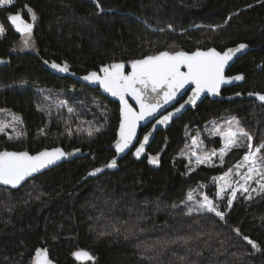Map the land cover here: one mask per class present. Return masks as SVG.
<instances>
[{
	"label": "trees",
	"instance_id": "16d2710c",
	"mask_svg": "<svg viewBox=\"0 0 264 264\" xmlns=\"http://www.w3.org/2000/svg\"><path fill=\"white\" fill-rule=\"evenodd\" d=\"M29 9L36 20L31 46L24 47L7 16L19 12L30 20ZM0 25V56L10 59L0 67V109L17 115L24 132L1 135L0 151L79 150L20 188L0 186V264H33L37 249H46L54 264H264V191L241 194L231 208L221 200L223 220L189 214L182 203L247 151L232 148L222 166L192 168L185 154L189 128L192 135L212 119L231 116L255 145L264 143V105L247 98L264 93V0H14L0 7ZM238 43L252 49L227 74H244L243 83L159 131L140 162L129 154L118 170L86 178L114 156L120 106L44 62H67L70 72L86 74L161 51H223ZM89 128L99 131L89 135ZM205 140L221 145L219 137ZM152 156L158 166L149 162ZM81 249L94 260H75Z\"/></svg>",
	"mask_w": 264,
	"mask_h": 264
},
{
	"label": "snow or ice",
	"instance_id": "6c2138e0",
	"mask_svg": "<svg viewBox=\"0 0 264 264\" xmlns=\"http://www.w3.org/2000/svg\"><path fill=\"white\" fill-rule=\"evenodd\" d=\"M13 3L14 0H0V7L9 6ZM25 7L27 8V5ZM29 12L32 21H35V12L30 9ZM7 18L11 21V24L16 30L23 34L24 47H30L29 40L31 38L33 23L25 21L19 12L16 14H9ZM4 31L3 26L0 25V36L4 34ZM246 47L247 45L240 44L236 48H227L223 52L217 51L215 48H209L206 51L197 49L192 52L183 50L173 52L161 51L155 55H147L141 59L132 60L130 62L131 71L128 73L124 71L125 62H119L104 66L102 68V76L96 72L89 73L85 76V80L99 82V84H101L106 91L111 93L112 96L118 97L122 104V119L119 126V136L115 141V151L117 153H123L128 149L136 136L138 123L141 120L154 116L165 105L175 100L177 94L181 89H184L186 85H195L192 89L191 96L185 101V103L194 105L205 91L218 94L221 85L230 83L232 80L243 79L242 75L225 77L224 70L229 61ZM51 67L60 72H69L67 62L63 65L53 62ZM129 94L139 105L138 112L128 103L126 97ZM250 95H255L259 101L264 102V94L255 93ZM61 106H63V104H61ZM183 107L184 105H181L180 108H177L175 111L179 112ZM5 111L4 109H0V113ZM68 111L71 113L73 109L68 108ZM10 115L13 121L19 119L15 114L10 113ZM173 115L174 113L170 112L168 115L162 116L157 123L166 124ZM225 124L227 125L226 130H221L219 126L214 130L218 135L222 136L224 140V148L220 151L221 162H223V155L226 154L227 151L232 150V148L247 147L248 149V153L243 157L244 164L247 165V172L241 177L244 183L240 184L239 181L235 182L238 187L233 188L231 198L227 201L228 207L231 208L237 191L242 189L243 192H248L249 188L246 185L249 181L255 179L256 175H260L261 179H264V171L261 170L264 168V157H259L260 164H257L258 154L264 149V143L253 148L251 135L239 126L238 120L234 122L226 121ZM9 127H13V125L0 120V133L5 132ZM93 131H99V129L89 128V135H92ZM19 135L20 134L17 133V136ZM149 135H145L143 142L136 148L134 152L136 157H140L144 152ZM245 141H247V144L244 143ZM197 143L198 138H192V144L196 145ZM76 151L79 150L77 149ZM65 155L71 154L65 153L60 148H53L51 150L45 149L35 155H31L27 151H0V183L16 187L26 178L32 176V174L54 164ZM216 155L217 153L215 151L210 155L208 153L202 156L196 155V164L210 163L211 157ZM150 162L153 164L159 163L157 157H151ZM115 166L116 159L113 158L103 167L95 168L89 175H95L96 173L102 172L104 168ZM242 166L243 165H237V168ZM231 175V170L225 174L226 177H230ZM220 179L224 180L225 177H220ZM260 188L261 191H264V184H260ZM224 190L225 189L222 187L221 192H224ZM201 195L203 199H197L193 191L187 193V198L185 201H182V203L187 204L189 201L193 202L192 206L189 207V214L193 211L214 213L223 220L225 213L219 211L213 200L209 199L207 195L203 193H201ZM234 231L240 235L239 229H234ZM243 239L254 248L258 247L249 237L243 236ZM74 255L81 261L94 260V257L85 250H79L75 252ZM33 264H50L47 259L46 249L36 250Z\"/></svg>",
	"mask_w": 264,
	"mask_h": 264
},
{
	"label": "water",
	"instance_id": "95a60500",
	"mask_svg": "<svg viewBox=\"0 0 264 264\" xmlns=\"http://www.w3.org/2000/svg\"><path fill=\"white\" fill-rule=\"evenodd\" d=\"M13 14H16V13H13ZM21 14V13H20ZM22 15V14H21ZM23 17V15H22ZM23 19L29 23H33V28L35 26V21H32V19L30 20H27L23 17ZM9 20V19H8ZM10 24H11V21L9 20ZM12 28L14 29V31L20 35L22 38L23 37V34L20 33L19 31L16 30V28L11 24ZM32 32H33V29H32ZM32 34V33H31ZM240 44H245L247 45V47L245 49H243L241 52L237 53L233 59L231 61H229L228 65L225 66V70H224V75L225 77H235L237 75H242L243 76V79L241 80H232L230 83H226V84H223L221 85L220 87V90H219V93L218 94H213L211 92H207L205 91L204 93L201 94L200 98L196 101V103L193 105L191 103H185V101L188 100L189 96H191L192 94V89L195 87L194 84H189V85H186L184 89H181V91L177 94V97L175 100L171 101L169 104L165 105L158 113H156L154 116L152 117H148L144 120H141L139 123H138V126H137V129H136V136L132 142V144L129 146L128 149H126L123 153H117L115 151V141L117 140L118 136H119V126H120V122H121V119H122V114H121V108H122V104L119 100L118 97H115V96H112L111 93H109L108 91H106L103 86L101 84H99V82H96V81H89V80H85L84 77L87 76L89 73H92V72H96L97 74L99 75H103V72H102V68L104 66H108V65H111V64H108V65H103V66H100L99 69H96V70H92L86 74H75L74 72H60L56 69H53L51 67V65H49L47 62H44L46 68H48V70L50 71H53V72H57L59 74H66V75H69V76H72L74 79H76L78 82H81L93 89H98L101 94L109 99H111L112 101L114 102H117L120 106V121H119V126H118V130H117V136H116V139L114 140V142L111 144L110 148L113 150L114 152V156L107 162L109 163L113 158L116 159V166L115 167H111V168H104L102 172H99V173H96L95 175H89L90 172H92L95 168H101L103 167L104 165H106L107 163L103 164V165H100V166H97V167H94L92 168L91 170L88 171L87 175H86V178L89 179V178H98L104 174H106L107 172H113V171H116L118 170L119 168V163L121 162V160H123L127 155H131L132 159L134 161H137V162H140L143 158H145L149 153V149L150 147L152 146V144L154 143L156 137H157V134L159 131L161 130H164L168 127L171 126V124L179 119L180 117H182L189 109L191 108H195L197 106H199L204 100H206L207 98H210V99H217V98H220L221 97V93L224 89L226 88H229V87H233V86H236L238 84H241L243 83L244 81V74L242 73H237V74H232V75H229L227 74L228 71L231 69V67L241 58L243 57L245 54H247L248 52L251 51L252 47L251 45L247 44V43H238L236 45H233L231 47H228V48H236L238 47ZM212 48H215V47H212ZM209 49V48H208ZM217 51H220V52H223L217 48H215ZM200 50H203V51H206L207 49H200ZM226 50V49H225ZM121 62V61H119ZM119 62H113V63H119ZM10 64V59L9 58H4V57H1L0 56V67H4V66H7ZM182 70H185V69H182ZM125 73H128L131 71V64L130 63H125V69H124ZM255 93H260V94H264L262 92H250L247 94V98L249 99H254L257 101L258 104H261V105H264V102H261L259 101L255 95H250V94H255ZM126 99L128 100V103L132 106L133 109H135L137 112L139 111V105L137 104V102L134 100V98L129 94ZM181 105H184L183 108H181V110L179 112H176L175 110L177 108H180ZM174 113V115L171 117V119L166 123V124H158L157 121L159 119L162 118V116H166L168 115V113ZM148 127V129L143 132V128H146ZM150 134V135H149ZM145 135H149V139H148V142L145 144V149H144V152L141 154L140 157H136L134 155V152L136 150L137 147H139V144L141 142H143V138ZM53 148H60L62 149L65 153H68L63 147H52V148H47L48 150H51ZM45 150V149H43ZM41 150V151H43ZM5 151V150H3ZM6 151H9V152H23V151H15V150H6ZM39 151V152H41ZM28 153H30L31 155H35L36 153H31L29 151H27ZM154 157V156H152ZM70 156L69 155H65L64 157H62L60 160L56 161L54 164L52 165H49L48 167L44 168V169H41L39 172L37 173H34L32 174V176L26 178L24 181L21 182L20 185L16 186V187H12L10 185H4L2 183H0V186L2 187H6V188H11V189H17V188H20L23 184H25L28 180L52 169V168H55L59 165H61L63 162H66L67 160H69ZM151 158V157H150ZM150 158H149V162H150ZM151 163V162H150ZM152 165L154 166H158V164H153L151 163ZM83 250V249H81ZM79 251V250H77ZM76 251V252H77ZM87 251V250H85ZM88 252V251H87ZM74 258L75 260L77 261H80V262H84V261H81V260H78L75 255H74ZM47 259L48 261L50 262V264H54L50 261V257H49V254L47 252Z\"/></svg>",
	"mask_w": 264,
	"mask_h": 264
},
{
	"label": "rangeland",
	"instance_id": "374dc122",
	"mask_svg": "<svg viewBox=\"0 0 264 264\" xmlns=\"http://www.w3.org/2000/svg\"><path fill=\"white\" fill-rule=\"evenodd\" d=\"M23 40V39H22ZM256 101V100H255ZM257 102V101H256ZM62 104L65 106V101L62 102ZM261 105V104H260ZM10 111H5L0 113V120L4 121L5 123L12 124L13 127H9L5 132L0 133L1 135H5L7 138H21L24 136L23 128L20 123V118L16 121L12 120V116L10 115ZM13 114V113H11ZM226 121H236L235 118L231 116H225L217 119H212L209 122H207L202 131H195L194 134L190 135V132L192 128H189L187 131L188 140H187V147L185 150V154L187 156V159L191 162L192 168H195L200 165H210V166H222L225 162V156L229 152L227 151L226 154L223 155L221 162V156L220 151L222 148H224V140L222 136L218 135L214 130L219 126L221 130H226L227 125L225 124ZM240 126V125H239ZM243 128V126H240ZM244 129V128H243ZM246 132H248L251 137L252 133L244 129ZM17 133L20 135L17 136ZM219 137L221 139V145L219 148L210 147L206 144L205 137ZM197 137L198 143L196 145L192 144V138ZM247 144V141L244 142ZM251 143L253 145V148L259 145H255L253 143V138L251 140ZM215 151L217 153L216 156L211 157L210 163L205 164H196V155H204L205 153H208L209 155ZM248 153V149L245 152V154L240 158L236 163H234L232 166H230L227 170H225L223 173L215 176L212 178V181L208 184H199L196 187L192 188L190 191L194 192V195H196L197 199H203V196L201 193L207 195L209 199L213 200L214 204L217 206L218 210L220 211L221 206V200L225 199L226 202L231 198V192L233 188L238 187V185L235 183L236 181H239L240 184H243L244 181L241 179V177L247 172V165L244 164L243 157ZM70 156H75L79 154V151H71ZM259 157H261V153L258 154L257 164H260ZM237 165H243L240 168H237ZM229 170L232 171V175L230 177H226L225 174L229 172ZM264 171V168L261 169ZM220 177H225L224 180H221ZM259 181V183H258ZM260 184H264V179H261L260 175H256L255 179L248 182L246 185L249 188L248 192H243V190L237 191L236 197L233 200V202L239 197L241 194L245 193L246 197L249 198L255 194H258L261 191ZM224 188V192H221V188ZM189 191V192H190ZM232 202V203H233ZM193 204L192 201H189L187 204H184V206L189 210V207H191Z\"/></svg>",
	"mask_w": 264,
	"mask_h": 264
}]
</instances>
